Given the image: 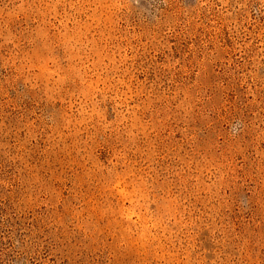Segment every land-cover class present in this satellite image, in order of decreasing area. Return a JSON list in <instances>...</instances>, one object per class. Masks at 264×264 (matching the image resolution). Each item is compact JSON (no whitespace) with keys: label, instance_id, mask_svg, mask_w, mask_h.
<instances>
[{"label":"rangeland","instance_id":"obj_1","mask_svg":"<svg viewBox=\"0 0 264 264\" xmlns=\"http://www.w3.org/2000/svg\"><path fill=\"white\" fill-rule=\"evenodd\" d=\"M0 264H264V0H0Z\"/></svg>","mask_w":264,"mask_h":264}]
</instances>
